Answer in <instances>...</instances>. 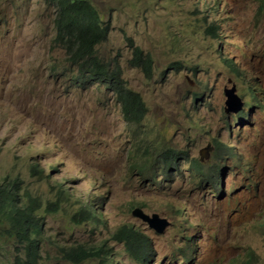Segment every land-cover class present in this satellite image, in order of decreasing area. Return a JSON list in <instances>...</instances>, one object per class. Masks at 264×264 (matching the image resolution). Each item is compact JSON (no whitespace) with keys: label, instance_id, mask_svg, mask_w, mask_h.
Instances as JSON below:
<instances>
[{"label":"rangeland","instance_id":"rangeland-1","mask_svg":"<svg viewBox=\"0 0 264 264\" xmlns=\"http://www.w3.org/2000/svg\"><path fill=\"white\" fill-rule=\"evenodd\" d=\"M88 1L111 29L96 57L142 99L139 124L125 121L108 79H75L88 72L55 44L52 5L0 0V184L20 182L40 205L37 264H74L63 249L80 247L79 264H264V111L232 123L249 86L264 96V0H216L221 44L203 38L213 16L202 22L194 0ZM130 41L152 58L151 79L130 64ZM168 151L182 155L166 173ZM82 205L99 220L78 225ZM134 208L169 226L156 233ZM125 224L149 242L139 263L112 239ZM102 245L112 257L91 253ZM19 256L0 236V264Z\"/></svg>","mask_w":264,"mask_h":264},{"label":"trees","instance_id":"trees-1","mask_svg":"<svg viewBox=\"0 0 264 264\" xmlns=\"http://www.w3.org/2000/svg\"><path fill=\"white\" fill-rule=\"evenodd\" d=\"M47 4L54 7V18L52 26L55 32L54 41L58 47L63 48L67 54L70 53L73 62L80 66V70H87L86 76L75 79H88L93 81L97 78L108 79L110 87L122 106V112L125 121L128 123L139 124L146 114V107L142 99L131 90L126 88L120 80V74L117 70H112L108 66L101 64L100 59L96 57L95 48L100 43L106 41L110 29L109 23H104L99 18L96 9L88 0H44ZM132 47V58L130 64L139 69L147 79L152 78L153 63L150 55L145 54L139 47L128 43ZM231 62L227 59L222 61L223 65H229ZM81 72V71H80ZM243 113H240L238 119H241ZM182 154L167 152L163 157L162 164L165 168L174 165L180 159ZM34 173H38L34 169ZM140 172L142 168L136 167ZM139 172V173H140ZM20 182L11 181L5 185L0 184V225L2 229L0 236L14 237L19 244V252L22 256L16 258L14 264H21L23 260L26 264H37L40 251V238L42 236L41 224L39 223L38 212L40 205L36 199L29 197L27 193L20 190ZM58 192L60 200L66 201V194L63 191ZM83 206V207H82ZM79 210L73 214V219L78 225L94 224L99 220V211L93 206L82 205ZM47 212L55 211L50 206L46 208ZM181 214V210L178 211ZM183 212V211H182ZM103 222L102 219L100 221ZM112 239L122 242L126 253L134 258V261L141 262L150 255L149 242L138 234L128 225H123L116 229ZM64 261L79 264L85 256L84 250L63 249ZM91 251L95 257H101L103 253H108L103 245Z\"/></svg>","mask_w":264,"mask_h":264},{"label":"clouds","instance_id":"clouds-1","mask_svg":"<svg viewBox=\"0 0 264 264\" xmlns=\"http://www.w3.org/2000/svg\"><path fill=\"white\" fill-rule=\"evenodd\" d=\"M196 3H199V4H201V15H202V18H201V21L202 22H204L205 20H206V18H207V16L210 18V17H212V19L210 20V23L205 27V29L204 30H202V36H203V38L204 37H207V38H212V39H214L218 44H221V43H224V35H225V31H223V27H222V25H223V23H224V18H222V16H223V13L224 12H222V11H220V13H221V20H222V25H220L219 24V22H220V19H215L214 17H215V15H216V13H219V9L216 7V0H194ZM209 4H210V6H209ZM262 4H261V7L260 6H257V17H258V15H260L263 11H262ZM214 18V19H213ZM220 53H221V50H220ZM220 53H218V55L220 56V59H221V64H222V61L225 59ZM228 60V59H227ZM229 61V60H228ZM231 62V61H230ZM222 68H227L231 73H237V69L233 66V64H232V62L229 64V65H223L222 64ZM254 89L256 90V92L255 93H253V89H252V87L251 86H249L248 87V90H247V97H248V101H247V104L245 103V105H246V108H245V110H242V109H240V112L236 115V116H234V120L232 121V123H233V126H236V124H239V125H241L242 123H243V121H247L246 119H247V116H246V113L247 114H249L250 113V108L251 107H253L254 106V108L256 109V110H258V111H264V108H263V104H264V96H261V94H260V92H259V89H260V86L259 85H255V87H254ZM233 91L232 92V94H231V96H227L226 95V91ZM234 93H235V88L234 87H231V88H229V89H224L223 90V94H224V96L227 98V99H231L233 96H234ZM194 95H196V94H194ZM236 108H240L239 106L238 107H236ZM235 110V108H230L227 112H229V111H234ZM237 112V109H236V111H235V113ZM240 113H243V116H242V118L241 119H238V116L240 115ZM216 145V147H215V149H216V151L218 152V151H220L219 150V148H218V144H215ZM206 152H207V149H203L201 152H200V159L202 160V155H204V154H206ZM220 152H222V151H220ZM179 161V160H178ZM177 161V162H178ZM177 162H175V164L174 165H172V166H170L169 168H165L164 167V165L162 164V166H163V168H164V171L167 173V172H170L171 170L170 169H172V167L173 166H175L176 165V163ZM135 209H139V208H134L133 210H135ZM133 210H132V212H133ZM139 210H141V209H139ZM183 211V210H182ZM132 212H131V215H132ZM141 212L144 214V215H146V216H148L147 214H145L142 210H141ZM133 216V215H132ZM152 216H157V215H152ZM152 216H148L149 218H152ZM133 217H135V216H133ZM135 218H137V219H139V220H141L140 218H138V217H135ZM157 218L158 219H160V220H162V218H160V217H158L157 216ZM163 220H165V219H163ZM142 221V220H141ZM142 222H144V221H142ZM167 222V221H166ZM144 223H146L147 225H148V223L147 222H144ZM168 224H167V226L166 227H168L169 226V222H167ZM148 227H149V225H148ZM165 227V228H166ZM150 228V227H149ZM150 229H152V228H150ZM152 230H154V229H152ZM165 230V229H164ZM155 231V230H154ZM156 232V231H155ZM157 233V232H156ZM163 233V232H162ZM158 234H161V233H158ZM142 236V235H141ZM143 237V236H142ZM144 238V237H143ZM105 250H107L106 248H105ZM111 251H110V249H109V251H108V254H109V256H111L112 257V254L110 253ZM126 253V252H125ZM103 254H107V253H103ZM157 262V261H156ZM116 263V262H115Z\"/></svg>","mask_w":264,"mask_h":264},{"label":"water","instance_id":"water-1","mask_svg":"<svg viewBox=\"0 0 264 264\" xmlns=\"http://www.w3.org/2000/svg\"><path fill=\"white\" fill-rule=\"evenodd\" d=\"M232 92V90L226 91V95L231 96ZM132 215L140 218L144 222H147L149 227L154 229L157 233H162L168 224L165 220L158 219L157 216H152V218H149L148 216L144 215L139 209L133 210Z\"/></svg>","mask_w":264,"mask_h":264}]
</instances>
